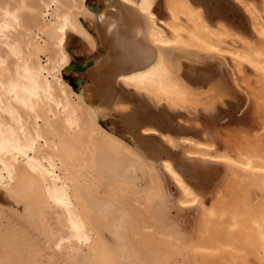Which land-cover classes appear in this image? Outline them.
<instances>
[{
  "label": "bare ground",
  "instance_id": "obj_1",
  "mask_svg": "<svg viewBox=\"0 0 264 264\" xmlns=\"http://www.w3.org/2000/svg\"><path fill=\"white\" fill-rule=\"evenodd\" d=\"M0 264H264V0H0Z\"/></svg>",
  "mask_w": 264,
  "mask_h": 264
},
{
  "label": "rangeland",
  "instance_id": "obj_2",
  "mask_svg": "<svg viewBox=\"0 0 264 264\" xmlns=\"http://www.w3.org/2000/svg\"><path fill=\"white\" fill-rule=\"evenodd\" d=\"M90 1V0H89ZM103 3V2H101ZM240 13H242L241 11H236L233 16L231 15V19H233L234 21L241 18L240 17ZM243 14V13H242ZM86 51H82V52H79L75 58H73V61L75 62H80V61H83V59H85L86 57ZM63 75H64V78L65 80L71 84V86H73V88L76 90V91H79L80 89V85L77 83V77H75L74 73H70L68 72L66 69H64L63 71ZM253 77V75H251ZM253 84H255L253 82ZM258 84H255V86H257ZM252 108L251 106H247L246 109H233L232 106H230L229 108L226 109V111H223V116L225 117V120H220V123L222 124H229V121H230V118H232L233 116L236 118V119H241L243 118V116L247 115L246 113H248V111H250ZM233 126H236V123H233ZM234 128V127H233ZM234 140H235V137H234ZM242 139L238 140L241 141ZM210 203V202H209Z\"/></svg>",
  "mask_w": 264,
  "mask_h": 264
},
{
  "label": "water",
  "instance_id": "obj_3",
  "mask_svg": "<svg viewBox=\"0 0 264 264\" xmlns=\"http://www.w3.org/2000/svg\"><path fill=\"white\" fill-rule=\"evenodd\" d=\"M91 7H92V8H95L96 6L93 5V4H91ZM76 66L82 68V67H83L82 62H78V63H76ZM82 81H83V78H82V77H79V78L77 79V83H78V84L82 83Z\"/></svg>",
  "mask_w": 264,
  "mask_h": 264
}]
</instances>
